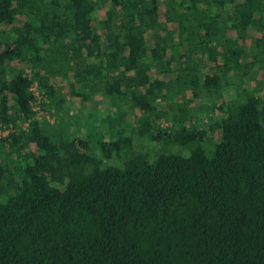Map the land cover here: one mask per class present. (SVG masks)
<instances>
[{
  "label": "trees",
  "instance_id": "16d2710c",
  "mask_svg": "<svg viewBox=\"0 0 264 264\" xmlns=\"http://www.w3.org/2000/svg\"><path fill=\"white\" fill-rule=\"evenodd\" d=\"M57 74L153 146L73 133ZM0 123V264H264V0H0Z\"/></svg>",
  "mask_w": 264,
  "mask_h": 264
},
{
  "label": "rangeland",
  "instance_id": "374dc122",
  "mask_svg": "<svg viewBox=\"0 0 264 264\" xmlns=\"http://www.w3.org/2000/svg\"><path fill=\"white\" fill-rule=\"evenodd\" d=\"M151 41V40H150ZM167 77L175 75V72H167L165 74ZM55 84L61 85V91L67 95V100L64 105L62 112H59L57 117L64 120V123L68 124L73 133L83 134L89 132L92 135V143L96 144V141L100 138H109L110 135H115V132L124 126L127 132L132 134L134 137V145L139 147L142 143L146 146H153L152 141H148L147 138L137 137L136 126L139 122V109L133 105L128 104L126 101L117 102V106L113 105L111 97H106L102 93H97L92 95L88 99H83L82 97H70L67 93L69 88L70 79L61 77L60 75H55ZM71 78V77H70ZM216 97L213 96L212 100L215 98L217 101L223 99V92H216ZM186 94L192 97L191 92L188 90ZM208 97L202 96L199 98L192 99L189 104L192 105V109H199L196 105H199L200 100H207ZM215 99V100H216ZM208 102H206L207 104ZM49 111H53V108H47ZM212 115V112H210ZM55 115V113H54ZM202 115V113H201ZM214 115V114H213ZM203 116V115H202ZM56 117V115H55ZM56 117V118H57ZM77 119V122L74 121ZM202 119V121H201ZM199 120L200 124L206 126L207 116L204 115ZM57 121V119H56ZM116 130V131H115ZM156 145V141H153Z\"/></svg>",
  "mask_w": 264,
  "mask_h": 264
},
{
  "label": "built area",
  "instance_id": "2783aa9c",
  "mask_svg": "<svg viewBox=\"0 0 264 264\" xmlns=\"http://www.w3.org/2000/svg\"><path fill=\"white\" fill-rule=\"evenodd\" d=\"M26 73L29 76H31L29 68L26 69ZM37 85H38L37 82L34 80L30 86V88L33 90L34 96H35L31 100V105H32V109L35 112V116L38 119H45L49 122H53L55 120V116L51 113V111L47 110V108H45L41 105V93L39 92ZM27 122H28V120H26V121L25 120L23 121L22 119L17 120V124L23 128H25L27 126ZM12 128H13V124H11V123L8 126L0 123V136L7 135L8 132L10 130H12Z\"/></svg>",
  "mask_w": 264,
  "mask_h": 264
}]
</instances>
